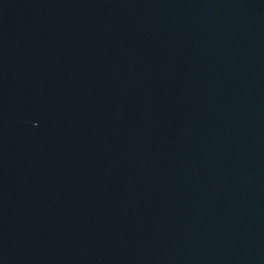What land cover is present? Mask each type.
Listing matches in <instances>:
<instances>
[{"label":"water","instance_id":"1","mask_svg":"<svg viewBox=\"0 0 264 264\" xmlns=\"http://www.w3.org/2000/svg\"><path fill=\"white\" fill-rule=\"evenodd\" d=\"M0 264H264V0H0Z\"/></svg>","mask_w":264,"mask_h":264}]
</instances>
